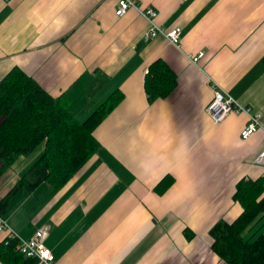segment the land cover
Segmentation results:
<instances>
[{
    "label": "crops",
    "instance_id": "obj_1",
    "mask_svg": "<svg viewBox=\"0 0 264 264\" xmlns=\"http://www.w3.org/2000/svg\"><path fill=\"white\" fill-rule=\"evenodd\" d=\"M116 3L0 0V80L19 68L49 95L64 94L77 121L119 95L92 130L95 152L67 182L20 187L0 214L21 239L41 229L53 264H225L208 231L240 213L236 182L263 179L264 199V0H136L160 27L179 28V47L144 39L138 10L116 16ZM198 52L192 64L186 54ZM155 59L174 79L149 100L145 70ZM210 80L258 113L249 137H239L244 113L212 122ZM41 148L0 173V200Z\"/></svg>",
    "mask_w": 264,
    "mask_h": 264
},
{
    "label": "trees",
    "instance_id": "obj_2",
    "mask_svg": "<svg viewBox=\"0 0 264 264\" xmlns=\"http://www.w3.org/2000/svg\"><path fill=\"white\" fill-rule=\"evenodd\" d=\"M173 76L160 59L149 64L144 88L154 99L167 94ZM110 94L82 121L67 110L64 94L51 96L36 82L13 67L0 80V173L19 156L27 155L42 145L36 160L0 200V207L16 189H32L39 182L59 187L95 152L98 143L92 130L118 101ZM165 180L163 183H168ZM263 179L236 182L232 197L241 207L231 222L219 220L209 228L211 250L225 264H264V199ZM258 219V220H257ZM255 221L256 227L251 228ZM260 221V222H259ZM17 239L0 242V264H37L15 249Z\"/></svg>",
    "mask_w": 264,
    "mask_h": 264
},
{
    "label": "built area",
    "instance_id": "obj_3",
    "mask_svg": "<svg viewBox=\"0 0 264 264\" xmlns=\"http://www.w3.org/2000/svg\"><path fill=\"white\" fill-rule=\"evenodd\" d=\"M134 8L138 10V13L146 21V28L142 32L144 39L152 38L156 35L163 36L170 44L175 47H179V28L172 29L162 28L155 23L156 11L151 6L139 8L136 0H117L115 15L122 16L127 9ZM203 56V52H198L196 55L186 54L187 59L192 64H197V60ZM146 73V70H145ZM210 88L212 96L208 104L206 105V112L211 118L214 124L220 123L230 112L244 113L247 116L245 125L239 131V137L245 139L255 132L258 126V113H249V109L246 106L238 104L231 96L223 92L215 81L210 80ZM264 155V140L262 144V150L259 153V158ZM0 230H4L7 233V237H16L17 242L15 249L27 257H36L38 259L37 264H53V255L49 248L43 244L44 232L41 229L35 230V232L26 239H21L7 226L5 220L0 214ZM47 253V255H45Z\"/></svg>",
    "mask_w": 264,
    "mask_h": 264
},
{
    "label": "rangeland",
    "instance_id": "obj_4",
    "mask_svg": "<svg viewBox=\"0 0 264 264\" xmlns=\"http://www.w3.org/2000/svg\"><path fill=\"white\" fill-rule=\"evenodd\" d=\"M196 54H197V53H196ZM196 54H195V55H196ZM246 121H247V120H246ZM263 228H264V227H263ZM15 238H16V237H15ZM16 239H17V238H16ZM37 262H38V261H37Z\"/></svg>",
    "mask_w": 264,
    "mask_h": 264
},
{
    "label": "snow or ice",
    "instance_id": "obj_5",
    "mask_svg": "<svg viewBox=\"0 0 264 264\" xmlns=\"http://www.w3.org/2000/svg\"><path fill=\"white\" fill-rule=\"evenodd\" d=\"M45 255H47V253H45Z\"/></svg>",
    "mask_w": 264,
    "mask_h": 264
}]
</instances>
